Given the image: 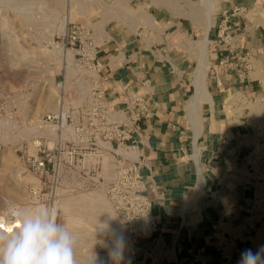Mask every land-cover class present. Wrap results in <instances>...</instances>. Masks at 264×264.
<instances>
[{
  "label": "crops",
  "instance_id": "1",
  "mask_svg": "<svg viewBox=\"0 0 264 264\" xmlns=\"http://www.w3.org/2000/svg\"><path fill=\"white\" fill-rule=\"evenodd\" d=\"M258 1L216 0L218 15L207 34L178 14L171 0H145L138 7L145 14L134 17L110 15L109 9L96 15L111 104H124L125 89L149 90L152 115L141 122L135 157L159 226L153 238L141 241L140 264H200L193 257L201 247V264H237L251 245L253 227L246 221L257 191L250 163L256 129L249 111H228L234 106L226 98L230 90L255 92L251 71L239 76L242 57L264 65V26L251 24L249 13ZM205 35L203 94L197 74ZM233 48V65H220ZM227 233L238 234L236 246L221 256L215 242Z\"/></svg>",
  "mask_w": 264,
  "mask_h": 264
},
{
  "label": "built area",
  "instance_id": "2",
  "mask_svg": "<svg viewBox=\"0 0 264 264\" xmlns=\"http://www.w3.org/2000/svg\"><path fill=\"white\" fill-rule=\"evenodd\" d=\"M75 1H88L92 4L91 11L98 10V14L109 9L115 16L120 15L116 0H67V4ZM93 18L69 21L64 33L52 37L49 44L61 52L73 49L74 60L71 70L66 60L64 64L60 62V71L55 75L60 77L59 80L55 77L61 94L59 105L38 117L36 124L44 132L30 136L20 157L38 179L28 187L30 203L34 207H49L57 219L56 204L61 196L102 188L122 224L124 253L131 264H140L141 241L153 238L159 226L147 194L145 175L135 157L141 122L152 115L149 90L128 92L125 89L124 104L120 107L111 104L106 96ZM226 38L231 39L229 34ZM234 55L235 49H230L220 65H233L230 60ZM241 59L244 65L238 73L243 77L254 66L250 56ZM81 95L84 96L81 102H72ZM249 220L250 216L246 226L253 227ZM237 236V233L219 235L215 246L221 256H227L234 249ZM204 250L201 247L195 253V263L201 264L200 252Z\"/></svg>",
  "mask_w": 264,
  "mask_h": 264
},
{
  "label": "rangeland",
  "instance_id": "3",
  "mask_svg": "<svg viewBox=\"0 0 264 264\" xmlns=\"http://www.w3.org/2000/svg\"><path fill=\"white\" fill-rule=\"evenodd\" d=\"M191 1L196 5L203 4L202 0ZM129 2V6L138 8L139 5L145 3V0ZM171 3L172 7L175 6L174 8L179 11L178 14L181 12L188 14L189 8L183 2L171 0ZM71 6L67 4V0H0V30L5 28V23L8 26L6 30L0 32L1 215H6V211L10 210V207L15 205L26 206L30 202L28 187L31 183L36 182L35 178L37 179V177L28 171L20 157L23 145L31 138L20 136V131L24 126L29 125L48 111L44 108V98L47 95L52 94L54 103H56L59 88L57 81H55V75L60 71L61 63L55 58L58 56L64 64L66 57L60 56L61 53L58 54L57 51H54L53 46L48 41L52 40V37L58 33L65 32L66 26L65 29H60L62 20L63 23L66 18H68V22L72 20L86 21L88 19L87 14L90 12L89 8L88 10L83 9L80 14L82 16L71 18ZM87 7L89 6L87 5ZM254 8L262 16L259 13V18L251 20V24L264 26V0H259L256 6L249 11ZM111 13L114 15L112 10L110 15ZM213 13L214 19H216V15H218L217 3ZM97 14L98 10L93 9L91 11L94 23ZM184 17H187L192 25L200 26L204 33L203 25L199 21H195L186 15ZM45 47H49L51 51L46 52ZM259 62L253 59L254 68L250 74L255 78V92L248 96L240 89H235V91H239L240 98L233 99L231 104H227L234 106L227 108L231 113L243 114L249 111L256 129V144L252 149V161L250 159V163L257 180V191L249 212V221L254 225L249 248L254 251L260 245H264V239H261L264 231V65L260 62L262 68L257 67ZM257 70L263 73H256ZM56 78L59 80V75ZM52 88L55 89V93H52ZM228 101L230 102L231 99ZM257 142L263 144L258 148L259 151L256 149ZM58 221L65 226L67 224L66 214L61 209H59ZM69 229L79 238L80 243L81 241L88 243L85 246V252L78 253L80 256L86 255L89 249L94 250L91 253L97 251L108 253V248L104 246L103 240L109 239V236L100 234V236H93L94 239L90 237L92 240H89L88 235H82L83 232L80 233L79 226ZM78 254L75 253V257H78Z\"/></svg>",
  "mask_w": 264,
  "mask_h": 264
},
{
  "label": "bare ground",
  "instance_id": "4",
  "mask_svg": "<svg viewBox=\"0 0 264 264\" xmlns=\"http://www.w3.org/2000/svg\"><path fill=\"white\" fill-rule=\"evenodd\" d=\"M116 1H117V9L119 10L120 15L123 14L125 16L128 15L129 17L130 16L134 17L140 13L145 14L144 11L139 12L141 8L129 6L128 5L129 0H116ZM153 1L154 0H151V2H153ZM179 1L183 2L187 6V8H189L188 14L187 13L185 14L182 12L180 14L184 15V16L186 15L195 21H199L203 25V28L205 29L206 34H207L208 31L212 28V26L215 23V19H214L215 17H214L213 12L215 10L216 0H202V3H203L202 5H196L191 0H179ZM167 2H168V0H167ZM71 5H72L71 6V15H72L71 18H77V17L79 18L80 16H82L80 14H81L83 9L88 10V8H89L91 11V7H92V4H90L88 1H75V2L71 3ZM87 5L89 7H87ZM121 12H123V13H121ZM249 13H250L252 20H257V17L259 16L260 12L256 11V8H254ZM260 16H262V14ZM87 17H88V19L91 17L90 12H88ZM67 22H68V18L65 19L64 23L62 20V24L60 27L61 30L65 29V26L67 27V25H66ZM4 27L5 28L0 30V32H3L4 30H6V28L8 27L6 25V23H5ZM47 41H48V39H47ZM47 41H46V43H47ZM51 41L52 40H50L48 42H51ZM208 43H209V39L205 35V38L203 39V41H201V64H200L201 67H199V68H201V70L199 69L200 72H198V73H200V74H197L198 75L197 76L198 89H199V92L200 93L203 92V94L206 93V90H207L206 85H205V72H204L203 68L205 66V57L207 55ZM45 48H46V52L49 53L51 51L49 49V47H45ZM54 51H57L58 54L61 53V54H59L60 56L66 57L65 60L68 62L69 70H71V64H72L73 59H74V57H73L74 50L68 49L66 52H61L60 50H58L57 48L54 47ZM52 52H53V49H52ZM55 59H57V61L62 63V60L58 56H56ZM258 66L260 68H262L260 65V62H259V65H257V67ZM259 70L255 71V72L256 73H263V72H260ZM69 77H70V74H68V79H69ZM81 88L83 90L85 89V87H83V86ZM230 91L231 92L228 93L229 97L226 98L227 104L228 103L231 104L233 99L240 98L239 91H237V90L236 91L230 90ZM55 92H56L55 89L52 88V93H55ZM60 95L61 94L59 93L58 97L56 99V103H54V99H53L52 94L47 95L44 98V100H45L44 108H46V110H48V111H53V110L57 109V107L59 105ZM83 97H84L83 95H81L79 98L76 97V99H72L73 100L72 102L79 103V102H81ZM229 99H231L230 102L228 101ZM69 102H71V101L66 100V103H69ZM36 121H37V118H36V120H34L29 125L24 126L22 128V130L20 131V136L30 137L34 134L44 132L36 124ZM50 131H52V130H49L48 132H50ZM257 144L258 145H257L256 149L259 151L258 148L261 147L263 144L260 142H257ZM33 180H34V178H33ZM37 180L38 179L35 178L36 182H37ZM21 207H23V208H34V206L30 202L26 206H16L15 205V206L11 207L10 210L6 211L7 212L6 215L0 214V219L8 217L10 215H14L16 209L21 208ZM56 207H57V209L63 210L64 213L66 214V219H67L66 226L68 228H77L79 226L80 233L83 232L82 235L83 234L86 236L88 235L89 238L88 237H86V238H88L89 240H92L91 238H93V236H95V235L100 236L98 229L103 228L104 225H102V224H105V223H107L108 226L112 230H114L116 233H118V234L124 233L122 224H121L115 210L113 209L109 199L107 198L105 191L102 188H97V189L90 190V191H81V192H75V193L63 195L57 201ZM261 239L262 240L264 239V231H263V236ZM105 242L108 245H111L112 237L109 236V239L103 240V243H105ZM87 245H88V243H86V242L81 241V243H80L79 238H78V243H77V246L75 249L76 255L79 252L80 253L85 252V250H86L85 246H87ZM91 251H94V250L89 249V251L86 253V255L83 256V254H82L83 257L80 256V254H78V257H75L77 264H92L95 257H96V264H111V261L108 258V253H103V252H98V251L91 253ZM121 264H131L129 257L126 253H124V260L121 262Z\"/></svg>",
  "mask_w": 264,
  "mask_h": 264
},
{
  "label": "clouds",
  "instance_id": "5",
  "mask_svg": "<svg viewBox=\"0 0 264 264\" xmlns=\"http://www.w3.org/2000/svg\"><path fill=\"white\" fill-rule=\"evenodd\" d=\"M99 228L101 235L111 236L108 258L111 264L124 260L125 237L107 223ZM77 236L59 222L47 206L17 208L14 215L0 219V264H77ZM92 264H96V257ZM237 264H264V245L255 251L242 250Z\"/></svg>",
  "mask_w": 264,
  "mask_h": 264
}]
</instances>
